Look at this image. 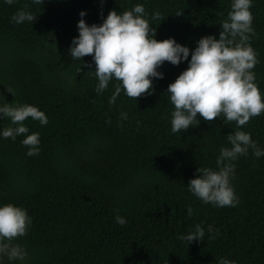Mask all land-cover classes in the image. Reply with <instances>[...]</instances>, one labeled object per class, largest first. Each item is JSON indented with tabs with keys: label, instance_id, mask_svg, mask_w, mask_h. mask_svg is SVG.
Listing matches in <instances>:
<instances>
[{
	"label": "trees",
	"instance_id": "1",
	"mask_svg": "<svg viewBox=\"0 0 264 264\" xmlns=\"http://www.w3.org/2000/svg\"><path fill=\"white\" fill-rule=\"evenodd\" d=\"M137 3L155 38L188 46L190 59L201 37L219 38L232 0H0V104H32L47 116L44 125L24 121L28 134L39 133L37 155H26L27 134L0 137V204L22 206L31 217L26 235L13 241L26 257H4L3 264H219L221 258L264 264V156L249 148L231 161L235 206L204 203L187 187L198 167L217 168L221 147H231L227 136L237 129L223 115L206 121L197 114V125L171 131L167 87L187 61H165L152 94L134 99L122 89L109 103L119 81L96 94L91 55L82 58L86 63L70 55L81 11L87 24H100L110 10ZM19 9L34 21L12 22ZM250 11L252 71L264 95V0H252ZM9 126L0 118V128ZM240 127L264 149V112ZM196 225L204 229L201 240L180 239Z\"/></svg>",
	"mask_w": 264,
	"mask_h": 264
},
{
	"label": "clouds",
	"instance_id": "2",
	"mask_svg": "<svg viewBox=\"0 0 264 264\" xmlns=\"http://www.w3.org/2000/svg\"><path fill=\"white\" fill-rule=\"evenodd\" d=\"M7 4L14 0H5ZM40 3L41 0H34ZM252 0H232L228 18L220 25L219 38L213 35L201 37L191 50L169 37L163 40L155 38V29L151 27L143 4L137 3L130 10L119 12L112 9L103 18L102 23L87 24L81 11L77 22L78 35L73 37L69 52L73 59L83 61L91 55L95 63V76L98 80L94 91L100 94L107 88L109 81L117 80L115 91L109 98L114 103L123 89L125 95L136 98L143 94H152L153 78H163L158 68L165 62L178 65L187 61L188 67L173 82L168 84L167 95L174 106L171 112V131H186L189 126L198 124L197 114L206 121L223 115L225 122L234 121L237 129L228 134L231 147H221L217 156V168L198 167L197 175L187 184L190 192L204 203L217 207L235 206L238 198L230 182L234 175L231 161L253 149L257 158L264 156V149L257 147L251 134L241 130L251 117L264 112V95L255 83L252 71L256 63V54L249 41L254 32L253 16L250 11ZM159 16L154 14L153 19ZM35 17L24 9L17 10L10 18L14 23L34 21ZM237 37L239 39H237ZM83 63H86L83 61ZM127 119V113H121ZM31 117L41 125L47 123V116L32 104H0V118H7L11 125L0 128V137L15 140L17 136L27 134L21 143L27 147L26 155L39 153V133H29L24 121ZM191 215V208L187 209ZM121 225L124 217L115 216ZM31 225V217L22 206L12 203L0 204V264L4 257L9 261L23 260L27 253L15 238L24 236ZM208 232L213 226L208 225ZM205 235L200 225L195 231L180 239L191 243L201 240ZM219 264H236L234 260L221 258Z\"/></svg>",
	"mask_w": 264,
	"mask_h": 264
}]
</instances>
